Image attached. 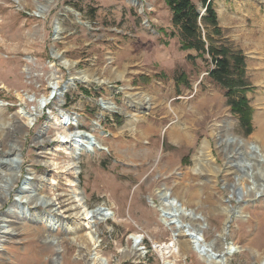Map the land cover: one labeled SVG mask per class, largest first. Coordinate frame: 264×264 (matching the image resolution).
<instances>
[{
  "label": "rangeland",
  "instance_id": "obj_1",
  "mask_svg": "<svg viewBox=\"0 0 264 264\" xmlns=\"http://www.w3.org/2000/svg\"><path fill=\"white\" fill-rule=\"evenodd\" d=\"M192 1L206 16L203 0ZM212 4L221 32L201 18L199 35L206 49H227L232 65L237 56L244 59V86L233 90L210 77L209 54L182 47L166 0H0V156L15 143L23 156L15 191L12 180L0 181V264H205L185 234L163 247L173 229L150 198L159 204L164 186L202 214L201 221L185 220L202 225L215 250L235 248L227 264H264V193L256 197L239 186L250 165H237L245 153L233 139L262 143L256 135L264 119V0ZM83 74L90 80L77 78ZM238 76L237 68L230 84ZM53 81L66 91L51 98ZM45 96L49 104L29 126L26 115L38 107L30 98ZM242 97L247 105L237 113L231 103ZM103 100L118 109H103ZM63 118L77 120L108 148L82 154L77 174L64 167L63 149L53 153ZM203 142L205 162L217 172L192 171ZM5 169L0 163L2 175ZM33 171L47 178L42 194L60 202L52 226L40 215L50 212L46 207H11ZM69 179L88 208L101 205L115 216L88 225L73 207Z\"/></svg>",
  "mask_w": 264,
  "mask_h": 264
},
{
  "label": "bare ground",
  "instance_id": "obj_2",
  "mask_svg": "<svg viewBox=\"0 0 264 264\" xmlns=\"http://www.w3.org/2000/svg\"><path fill=\"white\" fill-rule=\"evenodd\" d=\"M39 12L44 14L41 8L39 9ZM55 28V35L58 36L62 30L59 21L55 22ZM77 78L85 82L90 80V77L86 76L85 74L80 75ZM51 84L53 86L52 92L56 95L63 94L66 91V88H63L59 81H53ZM30 100L38 102V107L37 109H35V112L26 115L29 120V126L32 125L33 122H36L38 120L42 109L49 104L50 98L46 96L40 99L33 97L30 98ZM101 105L103 109L109 111H115L116 109H118L117 105L108 100H103ZM64 119L66 118H63V120L60 121L58 128L59 130L57 131L56 135V140L60 147L56 148L53 153L55 155L57 152L59 153V151L63 149L68 156V162L64 165V167L67 168V170L72 169V171L77 174L80 167L77 160L80 159L82 154L102 152L103 150H108V148L103 143V141L95 134L80 129L77 120L75 122L71 118H67L68 120L66 119V121H64ZM72 123L76 124L77 127L74 131H69V125ZM233 123V121H230L229 126L233 127ZM258 123L259 132L256 135V138H261L262 140H260L262 143L255 144L245 138L233 136V139L237 144L243 145V150L245 153V158L239 160L237 165L241 163H247L248 165H250V168L248 169V172L246 174H244L243 176L239 175V186L243 191H246L250 195L253 194L256 197L264 193V183L261 184L257 182L259 181L261 176H264V119L259 121ZM133 124H136V122H134ZM45 140L47 139H44L42 141ZM186 144L190 146L192 145V142L187 141ZM207 152L208 144L206 142H203L198 150V153L194 156L195 165L194 168H192V171H194L195 173H201L205 168V171H218L216 167L205 162ZM21 156V146L18 143L13 144L11 148L6 152V154L0 156V163L4 165V168H6L5 170H3L4 175H2V172H0V181L2 182L3 178L12 180L9 188L12 192L16 189L15 183H17L21 178V164L23 162V156ZM45 163L48 166L53 167L54 169L57 167V164L53 160H46ZM32 173L33 175H31L29 178L27 177L22 188H19L17 191V196L21 198V201L16 202L15 205L12 204L11 207H19L20 205L21 207H26L27 205L28 207H31L30 205H34L35 207H46L50 210V212H43L40 215L43 221H47V224L52 226L56 223V217L54 216L53 212L56 210V205L59 206L60 202H57L58 198L56 196L54 197L42 194V189L44 188L45 182L47 180L46 176L39 175L38 173H36V171H33ZM189 174L191 173H186V175L188 176ZM34 177H38L37 183L33 181ZM50 180L52 181L50 185L51 187H53V184L55 183L54 179L52 178ZM240 180H242V182ZM68 181L71 191L70 199H72V202H74L73 207L79 208L81 214L84 215L88 225L91 226L90 223L94 222L92 223L94 226L97 225L98 222H105L107 219L113 218L115 216V213L112 209L102 207L101 205L96 206V208L93 209L88 208L86 198L78 190L77 183L73 179H69ZM157 193L160 197L159 204L156 203L153 198H150V201L152 205L160 212L161 221L164 223V225L168 228L173 229L172 242L170 244H164L165 246L163 247L169 249L171 246H173L174 240L177 239L178 235L185 234L187 236H190L189 238L192 248L198 253L199 257L205 264H227V259L230 255H233V253L235 252V248L227 246V248H224V250L222 251L215 250L212 244L208 243L204 238V227L202 225L194 226L190 221L187 222L185 220L190 219L193 221H201L203 219L202 214L199 217V214L193 213L192 210L186 208L185 205L176 196H174L172 189L167 186H164L162 189L158 190ZM192 234H196V236L200 239L191 237ZM89 235L94 242H97L95 230H91L89 232ZM135 238L140 239L139 236L136 235Z\"/></svg>",
  "mask_w": 264,
  "mask_h": 264
},
{
  "label": "trees",
  "instance_id": "obj_3",
  "mask_svg": "<svg viewBox=\"0 0 264 264\" xmlns=\"http://www.w3.org/2000/svg\"><path fill=\"white\" fill-rule=\"evenodd\" d=\"M203 2L206 16H201L192 0H166L167 5L172 10L173 22L177 26H180L182 47L185 49H197L202 54L207 53L211 56V61L215 63V66L209 71V75L216 82L225 85L230 90L239 85L244 86V83L240 79L244 72V59L237 56L235 64L232 65L227 49H218L213 46L206 49L203 41L200 39L198 21L201 18H204L205 22L214 26L215 33L219 34L221 32L218 27L217 13L213 8L212 0H203ZM237 68L239 79L232 85L229 81L234 74V70ZM231 104L233 110L240 113L242 112V108L247 105V100L245 97H242L240 101H233ZM247 128H249V125H247ZM249 129H247L248 132L250 131Z\"/></svg>",
  "mask_w": 264,
  "mask_h": 264
},
{
  "label": "water",
  "instance_id": "obj_4",
  "mask_svg": "<svg viewBox=\"0 0 264 264\" xmlns=\"http://www.w3.org/2000/svg\"><path fill=\"white\" fill-rule=\"evenodd\" d=\"M201 16H202V15H201ZM54 33H55V31H54ZM54 96H55V93H52V94L50 95L51 98H53ZM189 237H190V236H189ZM191 237H196V239H200V238H198V237L196 236V234H192Z\"/></svg>",
  "mask_w": 264,
  "mask_h": 264
},
{
  "label": "built area",
  "instance_id": "obj_5",
  "mask_svg": "<svg viewBox=\"0 0 264 264\" xmlns=\"http://www.w3.org/2000/svg\"><path fill=\"white\" fill-rule=\"evenodd\" d=\"M102 133L105 134V135H107V134L105 133V131H102Z\"/></svg>",
  "mask_w": 264,
  "mask_h": 264
}]
</instances>
